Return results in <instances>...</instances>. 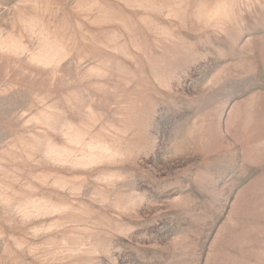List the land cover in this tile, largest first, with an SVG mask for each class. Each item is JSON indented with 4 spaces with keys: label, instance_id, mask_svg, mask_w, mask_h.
<instances>
[{
    "label": "rangeland",
    "instance_id": "1",
    "mask_svg": "<svg viewBox=\"0 0 264 264\" xmlns=\"http://www.w3.org/2000/svg\"><path fill=\"white\" fill-rule=\"evenodd\" d=\"M0 264H264V0H0Z\"/></svg>",
    "mask_w": 264,
    "mask_h": 264
}]
</instances>
